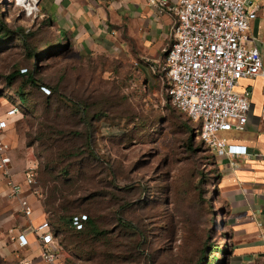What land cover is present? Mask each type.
Returning <instances> with one entry per match:
<instances>
[{"label": "rangeland", "instance_id": "rangeland-1", "mask_svg": "<svg viewBox=\"0 0 264 264\" xmlns=\"http://www.w3.org/2000/svg\"><path fill=\"white\" fill-rule=\"evenodd\" d=\"M0 13L12 31L0 40V117L18 100V90L35 105L20 109L9 131L17 179L23 182L28 166L41 168L49 158L41 153L42 142L51 148L47 141L53 137L52 152L59 157L64 151L61 161L68 176L55 166L58 178L50 187L62 188L69 181L78 191L72 199L81 201L79 212L71 215H89L88 210L108 233L90 241L87 253L77 252L70 235L61 234L62 260L199 264L209 247V264H234L219 160L200 138H191L188 117L167 100V80L155 82L136 65L143 60L142 36L123 29L109 52H89L73 37L62 38L65 32L42 10L28 17L15 0H0ZM23 34L39 57L23 48L18 36ZM25 70L33 74L34 84L27 76L6 80ZM42 133L46 138H39ZM242 134L233 130L221 136L231 140ZM33 203L44 213V200ZM0 204L5 231L29 227L23 219L11 221L12 203L5 199ZM26 256L13 249L10 256L0 254V264H21Z\"/></svg>", "mask_w": 264, "mask_h": 264}, {"label": "built area", "instance_id": "built-area-1", "mask_svg": "<svg viewBox=\"0 0 264 264\" xmlns=\"http://www.w3.org/2000/svg\"><path fill=\"white\" fill-rule=\"evenodd\" d=\"M28 17L39 12L40 0L26 5L15 0ZM160 14L173 17L172 41L162 60L143 59L136 63L150 77L167 80L171 104L200 128V139L216 158L242 156L247 148L230 144L223 133L246 129L251 112L249 94L239 91L244 79H262L264 59L252 32L264 20V0H147ZM118 50V49H117ZM45 89V88H44ZM47 90V89H46ZM13 105L6 118H0V185L6 188L3 198L16 201L19 213L29 221L28 232L40 246L44 264H63L53 237L52 226L45 219L34 225L35 204L42 196L38 186L37 167L29 166L23 182H16L12 172L13 159L5 143L21 104ZM264 120V98L261 110ZM84 215L73 219L77 230L83 229ZM8 238L19 248L30 249L27 234L10 229ZM27 259L22 264H31Z\"/></svg>", "mask_w": 264, "mask_h": 264}, {"label": "crops", "instance_id": "crops-1", "mask_svg": "<svg viewBox=\"0 0 264 264\" xmlns=\"http://www.w3.org/2000/svg\"><path fill=\"white\" fill-rule=\"evenodd\" d=\"M38 6L39 11L42 10L58 28L67 36L73 37L81 48L89 52H109L116 46V40L121 36L123 29H131L142 36V59H163L172 41L173 17L158 13L149 6L147 0H40ZM251 33L257 36L255 45L264 59L263 19L253 26ZM239 91L249 94L251 112L247 127L242 131L244 134L228 142L246 147L247 154L217 158L222 173L221 192L227 202L226 215L231 228L230 239L234 244V248H231V253L234 251V264H264V120L261 114L264 83L260 78L244 79L240 82ZM6 116L7 113L0 118ZM14 119L15 117L10 119V129ZM9 131L6 133L5 143L13 159L14 179L20 182L14 169L15 148ZM5 190L6 188L0 185V201L3 202L6 199L2 197ZM6 200L12 203L14 208V213L9 217L12 218L11 221L20 218L29 223L19 213L18 202ZM45 219V214L36 206L33 224L38 225ZM9 229H14L16 233L24 231L31 243L30 249L23 250L11 242L8 238ZM9 229L5 231L3 220L0 223V254L4 257L10 256L14 249L27 253L21 262L31 259V264H44L40 257L39 243L34 235L28 232V228L12 226ZM8 243H11V246L8 247Z\"/></svg>", "mask_w": 264, "mask_h": 264}, {"label": "trees", "instance_id": "trees-1", "mask_svg": "<svg viewBox=\"0 0 264 264\" xmlns=\"http://www.w3.org/2000/svg\"><path fill=\"white\" fill-rule=\"evenodd\" d=\"M2 14L0 13V40L4 37H7L12 33V31L9 29L8 25L1 19ZM21 37V43L23 48H25L29 55L31 57H39L37 52V49L33 47L32 43L27 39V36L23 35H18ZM62 38H66L67 35L66 33H63L61 35ZM171 44V43H170ZM170 46V45H169ZM166 54V53H165ZM148 75L147 77L150 78L153 81H158L161 78L163 79L162 76H156V77H150V75L146 72ZM17 76H27V81L31 84L35 83V79L33 74H28V71L25 70L22 74L17 72L14 74H11L6 77L7 81H11L15 79ZM165 79V78H164ZM168 87V83L167 86ZM23 98L25 100V104H23L20 99ZM167 100L170 101L169 97L167 96ZM20 103L21 110L29 111L31 106H35L34 104L32 105L31 102L27 99L26 95L22 93L21 90H18V100L14 103V105ZM171 104V102H170ZM172 107L176 109L173 105ZM177 110V109H176ZM178 111V110H177ZM179 112V111H178ZM181 113V112H179ZM182 114V113H181ZM183 115V114H182ZM185 116V115H184ZM189 119V118H188ZM189 125L193 127V130H189ZM189 125L186 124V128L188 129L189 133L191 134V138H200V128L198 125L193 123L189 119ZM61 132V131H58ZM57 133V132H56ZM39 138H46V134L42 133L39 135ZM39 139V140H40ZM53 140V137H48V143L51 144V148L48 147V145L44 142H42L43 148L41 153H45L47 157H49L47 160H45L41 164V168L37 167V181H38V186L42 191V196L40 197L42 200H44V208H45V216L47 221L51 224L52 226V233L53 237L56 241L57 245V250L59 255H61V252L63 250V243L60 241V235L61 234H69V244L71 246L75 247V250L77 252L81 253H87L89 251V248L87 249L86 247L88 246L89 242L92 241L93 239L96 238H101V240L107 236V232L101 231L99 225L97 224L96 217L91 214L88 210H86L89 215H84L87 217V220L84 221L83 223V229L82 230H77L73 226V219L76 216H81L83 214H78V215H71L74 211L79 212V207H76V205L81 202L79 201L80 199H72L73 197H77L78 191H72L73 186L69 185V181L64 184L62 188L58 187H50L51 183H55L57 180L58 176H55V171L56 167L55 166H62L63 161L61 159H65L66 155L64 154V151L59 155V157H54L53 154V147L55 145V142H51ZM201 140V139H200ZM202 141V140H201ZM203 142V141H202ZM53 143V144H52ZM204 143V142H203ZM47 145V146H46ZM67 167H63L62 171L65 176H68V171ZM60 174V175H61ZM41 177L43 178L45 182V186H41ZM75 195V196H74ZM130 230H134L136 232V228L132 225V223H128L126 226ZM209 248V247H208ZM207 248V249H208ZM207 249L203 252V257L201 258V261L199 264H209V260L212 258L211 253L209 255L206 254ZM213 250V247H212ZM94 253L93 250H90V254ZM61 257V256H60ZM61 262L63 264H67L66 261L62 260ZM22 264V262H21ZM69 264H74L69 261Z\"/></svg>", "mask_w": 264, "mask_h": 264}, {"label": "bare ground", "instance_id": "bare-ground-1", "mask_svg": "<svg viewBox=\"0 0 264 264\" xmlns=\"http://www.w3.org/2000/svg\"><path fill=\"white\" fill-rule=\"evenodd\" d=\"M31 0H19V2L21 3V4H27L28 2H30ZM34 1V0H33Z\"/></svg>", "mask_w": 264, "mask_h": 264}]
</instances>
